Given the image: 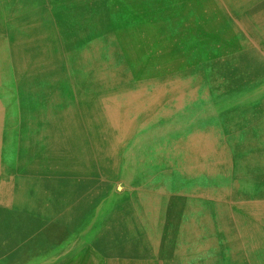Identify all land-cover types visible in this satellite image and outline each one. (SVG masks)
Returning a JSON list of instances; mask_svg holds the SVG:
<instances>
[{
	"label": "rangeland",
	"instance_id": "1",
	"mask_svg": "<svg viewBox=\"0 0 264 264\" xmlns=\"http://www.w3.org/2000/svg\"><path fill=\"white\" fill-rule=\"evenodd\" d=\"M230 2L0 0V264H264V0Z\"/></svg>",
	"mask_w": 264,
	"mask_h": 264
},
{
	"label": "bare ground",
	"instance_id": "2",
	"mask_svg": "<svg viewBox=\"0 0 264 264\" xmlns=\"http://www.w3.org/2000/svg\"><path fill=\"white\" fill-rule=\"evenodd\" d=\"M93 1H95V0H93ZM105 1V0H104ZM114 1V0H113ZM160 0H152V2L154 3V5L155 6H160V7H163L164 9H166L168 12H170V10H173V9H180V10H183V11H190V12H192L194 15H196L197 17L198 16H208V15H211L212 13H214V14H217V15H228V14H230V11H228L227 9L228 8H226V6H225V1L226 0H172V2H165V3H158ZM228 1H231L232 3H233V5H234V9H235V11H236V8L237 9H239V10H242V9H245V8H247V7H250V6H252L253 4H255V3H257L258 2V0H228ZM99 2V1H98ZM230 2V3H231ZM102 3H104L103 1H102ZM110 4V3H109ZM228 4V3H227ZM91 5V4H90ZM104 6V5H103ZM229 6V5H228ZM93 7V6H92ZM91 7V8H92ZM96 7V6H95ZM109 8H110V6H108ZM94 8V7H93ZM97 8V7H96ZM101 8H102V6H101ZM97 9H99L100 10V8H97ZM4 10V9H3ZM108 10V9H107ZM232 10H233V8H232ZM93 11H95V10H93ZM106 10H104V12H105ZM110 11V10H109ZM95 12H99V11H95ZM107 12V11H106ZM189 12V13H190ZM102 13H103V11H102ZM236 13V12H235ZM90 14V13H89ZM89 14H88V16H89ZM95 14V13H94ZM109 14V13H108ZM23 16L24 15H22V18H23ZM26 17V16H25ZM90 17V16H89ZM258 17V16H257ZM86 18H84L83 20H85ZM109 19H112V18H110L109 17ZM115 19V18H114ZM18 20V19H17ZM81 21H82V19H80V23H81ZM189 22H192V19H190V20H188ZM22 22V21H21ZM85 22V21H84ZM90 23H92V24H104V21H102V19H100V18H97V19H94V20H91V21H89L88 22V24H90ZM28 28V27H27ZM137 30V29H136ZM33 32H35V31H33ZM37 32V31H36ZM35 32V33H36ZM30 34V33H29ZM144 34V33H143ZM38 35H40V34H38ZM14 37V36H13ZM218 38H220L221 40H223V39H226V38H229L230 37V35L227 33V34H225V35H220V36H217ZM33 38V37H32ZM108 38H109V36H108ZM36 39V38H35ZM50 40V39H49ZM48 40V41H49ZM71 40V39H70ZM134 40H135V38H134ZM5 41H7V40H5ZM38 41V40H37ZM51 41V40H50ZM54 41V40H53ZM112 42V41H111ZM30 43V42H29ZM48 43V42H47ZM94 43V42H93ZM16 44V43H15ZM75 44V43H74ZM97 44V43H96ZM118 44V43H117ZM152 44V43H151ZM110 45V44H109ZM2 46V45H1ZM0 46V47H1ZM39 46V45H38ZM74 46V45H73ZM93 46V45H92ZM102 46V45H101ZM105 46V45H104ZM136 46V45H135ZM6 47V46H5ZM18 47H19V45H18ZM30 47V46H29ZM35 47V46H34ZM44 47V46H43ZM100 47V46H99ZM152 46H150V48H151ZM7 48V47H6ZM3 49H4V47H3ZM24 49H26V48H24ZM55 49V48H54ZM60 49V48H59ZM64 49V48H63ZM100 49V48H99ZM109 49V48H108ZM26 50H28V49H26ZM34 50V49H33ZM57 50V49H56ZM61 50V49H60ZM111 50V49H110ZM146 50V49H145ZM9 51V50H8ZM54 51V50H53ZM148 51V50H147ZM26 52V51H25ZM36 52V51H35ZM40 52V51H39ZM52 52V51H51ZM62 52V51H61ZM64 52V51H63ZM27 53V52H26ZM28 53H30V54H32V52H28ZM58 53V52H57ZM86 53V52H85ZM94 53V52H93ZM109 53V52H108ZM13 54V53H12ZM87 54H90V53H87ZM122 54V53H121ZM157 54V53H156ZM3 55H5V54H2V56ZM69 55V54H68ZM81 55V54H80ZM82 55H83V53H82ZM97 55V54H96ZM95 55V56H96ZM105 55H106V53H105ZM11 56V55H10ZM32 56V55H31ZM57 56V55H56ZM87 56V55H86ZM94 56V55H93ZM65 57V56H64ZM68 57V56H67ZM81 57V56H80ZM88 57V56H87ZM117 57V56H116ZM135 57H136V55H135ZM140 57V56H139ZM5 58V57H4ZM11 58V57H10ZM89 58V57H88ZM112 58V57H111ZM45 59V58H44ZM48 59V58H47ZM46 59V60H47ZM57 59V58H56ZM113 59V58H112ZM111 59V60H112ZM14 60V59H13ZM67 60V59H66ZM77 60V59H76ZM75 60V61H76ZM144 60V59H143ZM36 61V60H35ZM53 61V60H52ZM183 61V60H182ZM12 62V61H11ZM10 62V63H11ZM44 62V61H43ZM83 62V61H82ZM115 62V61H114ZM10 63H8V64H10ZM50 63V62H49ZM76 63V62H75ZM12 64H13V62H12ZM32 64V63H31ZM35 64H36V62H35ZM78 64V63H77ZM46 65H48V64H46ZM153 65H154V63H153ZM44 66H45V64H44ZM48 66H50V65H48ZM47 66V67H48ZM55 66V65H54ZM81 66V65H80ZM29 67V66H28ZM59 67H61V66H59ZM77 67V66H76ZM82 67V66H81ZM160 67V66H159ZM46 68V67H45ZM50 68V67H49ZM123 68V67H122ZM126 68H128V67H126ZM37 69V68H36ZM78 69V68H77ZM121 69V68H120ZM49 70V69H48ZM51 70V69H50ZM50 70H49V72H50ZM81 70V69H80ZM116 70V69H115ZM56 71V70H55ZM171 71V70H170ZM52 72H53V69H52ZM57 72V71H56ZM118 72V71H117ZM206 72V71H205ZM207 73V72H206ZM73 74V73H72ZM101 74V73H100ZM106 74H107V72H106ZM117 74V73H116ZM108 75H109V73H108ZM104 76H106V75H104ZM110 76V75H109ZM113 77V76H112ZM75 78V77H74ZM108 78V77H107ZM73 79V78H72ZM166 79H167V77H166ZM66 80V79H65ZM128 80H130V79H128ZM155 80H156V78H155ZM170 80V79H169ZM73 81V80H72ZM141 81V80H140ZM150 81V80H149ZM160 81V80H159ZM158 81V82H159ZM164 81V80H163ZM39 82V81H38ZM41 82V81H40ZM50 82V81H49ZM54 82V81H53ZM74 82V81H73ZM113 82V81H112ZM117 82V81H116ZM128 82V81H127ZM126 82V83H127ZM139 82V81H138ZM145 82V81H144ZM206 82V81H205ZM257 82V81H256ZM31 83V82H30ZM33 83V82H32ZM56 83V82H55ZM66 82L64 81V82H62V84H65ZM258 83V82H257ZM24 84H25V82H24ZM28 84V83H27ZM36 84V83H35ZM46 84H48V82H46ZM54 84V83H53ZM69 84V82H67V85ZM73 84V83H72ZM140 84V83H139ZM31 86H32V84H30ZM41 85H43V83L41 84ZM70 85V84H69ZM114 85H116V84H114ZM120 85V84H119ZM27 86V85H26ZM35 86V85H34ZM44 86H45V84H44ZM141 86V85H140ZM139 86V87H140ZM217 86V85H216ZM51 87H54V86H51ZM50 87V88H51ZM79 87V86H78ZM113 87V86H112ZM168 87V86H167ZM49 88V87H48ZM71 88V87H70ZM109 88H111V87H109ZM138 88V87H137ZM48 90V89H47ZM57 90H58V88H57ZM128 90V89H127ZM44 91V90H43ZM43 91H41V92H43ZM46 91V90H45ZM44 91V92H45ZM74 91H75V89H74ZM205 91V90H204ZM254 91V90H253ZM58 92V91H57ZM59 93V92H58ZM63 93L64 92H62V95H63ZM29 94V93H28ZM174 94V93H173ZM172 94V95H173ZM177 94V93H176ZM179 94V93H178ZM209 94V93H208ZM58 95V94H57ZM61 95V96H62ZM213 95V94H212ZM56 96V95H55ZM166 96V95H165ZM251 96V95H250ZM35 97V96H34ZM48 97V96H47ZM65 97V96H64ZM117 97V96H116ZM49 98H52V99H55V97H54V95H50L49 96ZM57 98V97H56ZM67 98V97H66ZM166 98V97H165ZM121 99V98H120ZM40 101V100H39ZM68 101V100H67ZM121 101V100H120ZM22 102H24L25 104H34L35 102H37V101H35V99H32V97L30 96V95H26V96H24V98H23V100H22ZM43 102V101H42ZM44 103V102H43ZM62 103V102H61ZM69 103V102H68ZM67 103V104H68ZM174 103V102H173ZM20 105V104H19ZM26 105V106H27ZM30 106V105H29ZM28 106V107H29ZM126 106V105H125ZM123 108H125V107H123ZM158 108V107H157ZM20 109V108H19ZM30 109H31V107H30ZM66 109V108H65ZM97 109V108H96ZM58 110H59V107H58ZM63 110V109H62ZM61 110V111H62ZM70 110V109H69ZM133 110V109H132ZM39 111V110H38ZM60 111V110H59ZM34 112V111H33ZM65 112H66V110H65ZM97 112V111H96ZM121 112V111H120ZM123 112V111H122ZM149 112V111H148ZM60 113V112H59ZM62 113V112H61ZM72 113V112H71ZM177 113V112H176ZM192 113V112H191ZM36 114V113H35ZM39 114H40V112H39ZM63 114V117H64V113H62ZM144 114V113H143ZM5 115V114H4ZM13 115V114H12ZM71 115V114H70ZM195 115V114H194ZM95 116H97V115H95ZM193 116V115H192ZM16 117V116H15ZM21 117V116H20ZM59 117V116H58ZM66 118H67V114H66ZM97 118V117H96ZM105 118V117H104ZM191 118V117H190ZM215 118V117H214ZM5 119V118H4ZM21 119V118H20ZM137 119V118H136ZM161 119V118H160ZM105 120V119H104ZM103 120V121H104ZM189 120H191V119H189ZM19 121V120H18ZM64 121H65V119H64ZM91 121V120H90ZM141 121H143V120H141ZM66 122V121H65ZM137 122V121H136ZM100 123V122H99ZM140 123V122H139ZM139 123H137V124H139ZM201 123V122H200ZM27 124V123H26ZM105 124V123H104ZM157 124H159V123H157ZM73 125V124H72ZM97 125V124H96ZM69 126H70V124H69ZM105 126V125H104ZM26 127V126H25ZM60 127V126H59ZM68 127V126H67ZM103 127V126H102ZM61 128V127H60ZM70 128H71V126H70ZM73 128V127H72ZM74 128H75V126H74ZM105 128V127H104ZM191 128V127H190ZM59 129V128H58ZM68 129V128H67ZM209 129V128H208ZM61 130V129H60ZM101 130V129H100ZM132 130H134V129H132ZM217 130V129H216ZM56 131V130H55ZM63 131V130H62ZM65 131V130H64ZM77 131V130H76ZM75 131V132H76ZM99 131V130H98ZM67 132V131H66ZM101 132V131H100ZM100 132H99V134H100ZM196 132V131H195ZM215 132V131H214ZM213 132V133H214ZM65 133V132H64ZM104 133V132H103ZM108 133H110V132H108ZM132 133V132H131ZM217 133V132H216ZM215 133V134H216ZM221 133V132H220ZM72 134V133H71ZM179 134V133H178ZM9 135V134H8ZM76 135V134H75ZM78 135V134H77ZM110 135V134H109ZM184 135V134H183ZM101 136V135H100ZM108 136V135H107ZM111 136V135H110ZM131 136V135H130ZM68 137V136H67ZM111 138V137H110ZM109 138V139H110ZM61 139V138H60ZM59 139V140H60ZM106 139V138H105ZM168 139V138H167ZM58 140V139H57ZM103 140V139H102ZM129 140V139H128ZM81 141V140H80ZM106 141V140H105ZM108 141V140H107ZM161 141V140H160ZM172 141V140H171ZM61 142V141H60ZM63 142V141H62ZM109 142H110V140H109ZM79 144H81V143H79ZM106 144V143H105ZM122 144V143H121ZM128 144V143H127ZM175 144V143H174ZM58 145V144H57ZM57 145H55V146H57ZM64 145V144H63ZM110 145V144H109ZM172 145V144H171ZM68 146V145H67ZM119 146H120V144H119ZM118 146V147H119ZM125 146V145H124ZM20 147H21V145H20ZM60 147V146H59ZM70 147V146H69ZM121 147V146H120ZM82 148H83V146H82ZM116 148V147H115ZM190 148V147H189ZM23 149V148H22ZM61 149V148H60ZM78 149V148H77ZM84 149V148H83ZM97 149V148H96ZM156 149H157V147H156ZM186 149V148H185ZM193 149V148H192ZM58 150H59V148H58ZM75 150V149H74ZM102 150V149H101ZM108 150V149H107ZM106 150V151H107ZM119 150V149H118ZM223 150V149H222ZM228 150V149H227ZM77 151V150H76ZM217 151V150H216ZM66 152V151H65ZM124 152V151H123ZM107 153V152H106ZM112 153V152H111ZM84 154H85V152H84ZM108 154V153H107ZM116 154V153H115ZM184 154V153H183ZM65 155V154H64ZM71 155V154H70ZM191 155V154H190ZM63 156V155H62ZM66 156V155H65ZM188 156V155H187ZM80 157V156H79ZM84 157V156H83ZM137 158V157H136ZM141 158V157H140ZM139 158V159H140ZM150 158H152V157H150ZM192 157L190 156V159H191ZM198 158V157H197ZM74 159V158H73ZM76 159V158H75ZM81 159V158H80ZM116 159H117V156H116ZM142 159V158H141ZM193 159V158H192ZM202 159V158H201ZM174 160V159H173ZM176 160V159H175ZM181 160V159H180ZM186 160V159H185ZM143 161H145V160H143ZM210 161V160H209ZM65 162H67V160L65 161ZM138 162V161H137ZM149 162V161H148ZM159 162V161H158ZM182 162V161H181ZM199 162V161H198ZM229 162V161H228ZM228 162H226V163H228ZM80 163V162H79ZM86 163H87V161H86ZM119 163H120V160H119ZM122 163V162H121ZM146 163H147V161H146ZM200 163V162H199ZM198 163V164H199ZM158 164V163H157ZM175 164V163H174ZM183 164V163H182ZM191 164V163H190ZM189 164V165H190ZM193 164V163H192ZM224 164V163H223ZM86 165V164H85ZM84 165V166H85ZM145 165V164H144ZM156 165V164H155ZM185 165V164H184ZM188 165V166H189ZM226 165V164H225ZM228 165H229V163H228ZM116 166V165H115ZM183 166V165H182ZM187 166V165H186ZM195 166V165H194ZM221 166V165H220ZM65 167V166H64ZM67 167H69V166H67ZM83 167V166H82ZM81 167V168H82ZM118 167V166H117ZM153 167H154V165H153ZM217 167V166H216ZM78 168V167H77ZM80 168V167H79ZM185 168V167H184ZM64 169V168H63ZM85 169V168H84ZM118 169V168H117ZM120 169H121V167H120ZM156 169V168H155ZM200 169V168H199ZM203 169V168H202ZM180 170V169H179ZM185 170V169H184ZM184 170H182V171H184ZM206 170V169H205ZM89 172V171H88ZM204 172H206V171H204ZM210 177V176H209ZM137 178V177H136ZM203 178H204V176H203ZM204 179H206V178H204ZM207 179H208V177H207ZM206 179V180H207ZM216 178L214 177V180H215ZM149 180V179H148ZM169 181V180H168ZM202 181V180H201ZM149 183V182H148ZM170 183V182H169ZM177 183H178V181H177ZM192 183V182H191ZM194 183H197V182H194ZM202 183V182H201ZM173 184V183H172ZM171 184V185H172ZM216 184V183H215ZM143 185V184H142ZM145 185V184H144ZM174 185V184H173ZM176 185H178V184H176ZM176 185H174V187L176 186ZM180 185V184H179ZM212 185V184H211ZM223 185V184H222ZM22 188H23V186H21ZM168 188V187H167ZM225 188V187H224ZM170 189V188H169ZM196 190V189H195ZM205 190V189H204ZM13 191V190H12ZM21 191H23V190H21ZM154 191V190H153ZM191 191V190H190ZM219 192H220V190H219ZM20 193L21 192H19V195H20ZM147 193V192H146ZM163 193V192H162ZM181 193V192H180ZM216 193V192H215ZM142 194V193H141ZM149 194V193H148ZM161 194V193H160ZM159 194V195H160ZM201 194H203V193H201ZM220 194H222V193H220ZM13 195V194H12ZM158 195V196H159ZM186 195V194H185ZM207 195V194H206ZM149 196V195H148ZM189 196V195H188ZM191 196V195H190ZM195 197H196V195H194ZM225 197V196H224ZM157 198V197H156ZM203 198V197H202ZM106 199V198H105ZM104 199V200H105ZM186 199V198H185ZM189 199V198H188ZM191 199V198H190ZM222 200H224V199H222ZM226 200V199H225ZM115 201V200H114ZM158 202H159V200H158ZM105 205H106V203H105ZM140 205V204H139ZM160 205V204H159ZM224 207V206H223ZM143 209V208H142ZM138 212H141V211H138ZM140 214V213H139ZM104 215V214H103ZM102 217V216H101ZM157 217H158V214H157ZM99 218V217H98ZM143 218H144V216H143ZM146 218V217H145ZM89 220V219H88ZM100 220H102V219H100ZM99 220V221H100ZM151 220H152V218H151ZM157 220V219H156ZM153 221V220H152ZM96 222V221H95ZM148 223V222H147ZM152 224V223H151ZM160 224H161V222H160ZM149 227V226H148ZM156 227H157V225H156ZM156 229V228H155ZM151 230V229H150ZM191 230V229H190ZM157 231V230H156ZM176 231V230H175ZM160 235V234H159ZM190 235V234H189ZM186 236V235H185ZM190 237H191V235H190ZM148 238V237H147ZM174 239V238H173ZM179 246V245H178ZM193 246V245H192ZM156 246H154V248H155ZM176 248V247H175ZM178 248V247H177ZM92 250V249H91ZM187 250H188V248H187ZM131 251H136L135 253H137V254H139V255H141L142 257H145V258H147V259H151V260H153L154 258H153V253L151 252V251H148V250H136V249H132L131 248V246H128V248H126V249H123V252L122 251H120V253H118V254H120L121 256H123V255H125V254H127V253H129V252H131ZM175 251H177V250H175ZM191 251V250H190ZM189 252V251H188ZM156 253V252H155ZM178 253H179V251H178ZM108 254L109 255H112V254H115V255H117V251L115 252L114 250H113V248H111L110 249V251H108ZM165 254V253H164ZM188 254V253H187ZM163 255V254H162ZM178 255V254H177ZM163 257H165V256H163ZM189 257H193V256H189ZM91 258H93V257H91ZM139 260V259H138ZM142 260H144V259H142ZM146 260V259H145ZM155 260V259H154ZM99 261V260H98ZM124 262V261H123ZM133 262V261H132ZM135 262H137V261H135ZM141 262V261H140ZM95 263V262H94ZM151 263H153V262H151ZM130 264H131V262H130ZM142 264V263H141Z\"/></svg>",
	"mask_w": 264,
	"mask_h": 264
},
{
	"label": "crops",
	"instance_id": "3",
	"mask_svg": "<svg viewBox=\"0 0 264 264\" xmlns=\"http://www.w3.org/2000/svg\"><path fill=\"white\" fill-rule=\"evenodd\" d=\"M107 252H108V251H107ZM122 252H123V250H122ZM118 253H120V251H117V254H118ZM148 260H149L150 262H153V263L155 262V261H152L151 259H148Z\"/></svg>",
	"mask_w": 264,
	"mask_h": 264
}]
</instances>
